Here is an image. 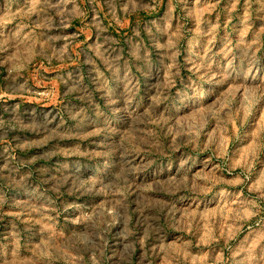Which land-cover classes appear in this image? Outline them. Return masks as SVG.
<instances>
[{"label":"rangeland","instance_id":"1","mask_svg":"<svg viewBox=\"0 0 264 264\" xmlns=\"http://www.w3.org/2000/svg\"><path fill=\"white\" fill-rule=\"evenodd\" d=\"M0 264H264V0H0Z\"/></svg>","mask_w":264,"mask_h":264}]
</instances>
